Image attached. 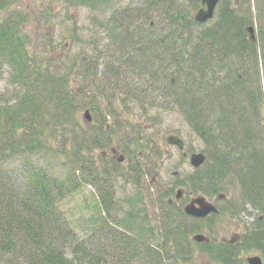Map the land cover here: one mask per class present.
<instances>
[{"label":"trees","instance_id":"16d2710c","mask_svg":"<svg viewBox=\"0 0 264 264\" xmlns=\"http://www.w3.org/2000/svg\"><path fill=\"white\" fill-rule=\"evenodd\" d=\"M115 1L69 0L65 6L97 19L88 39L74 30L68 44L91 55L66 60L53 41L48 55L36 52L27 14L0 0V65L8 67L11 86L0 105V264H188L197 253L242 264V251L264 254V36L254 40L249 33L254 19L247 0L239 7L232 6L238 0H221L216 21L206 26L194 19L200 0H133L124 8ZM132 105L185 119L207 161L176 188L211 197L238 190L231 217L247 205L259 214L240 243L194 244L198 233L213 238V220L227 211L188 219L166 202L174 188L157 192L161 214L152 218L144 181L161 154L155 135L132 125ZM87 111L96 116L89 127L80 120ZM114 133L131 141L127 151L119 147L128 169L103 162ZM49 154L65 157V174L24 162ZM118 181L134 192L117 195ZM85 186L96 189L95 210L77 230L61 205Z\"/></svg>","mask_w":264,"mask_h":264},{"label":"rangeland","instance_id":"374dc122","mask_svg":"<svg viewBox=\"0 0 264 264\" xmlns=\"http://www.w3.org/2000/svg\"><path fill=\"white\" fill-rule=\"evenodd\" d=\"M15 2L14 9L17 12L25 13L27 16L26 19V34L32 39L35 44L39 47H35L36 52L45 51L48 55L50 50V43H54V47H57L55 54L60 57L62 54H65L66 60L67 57L75 58L81 53L85 54V57L91 55V50L82 51L80 45H74V47H68L70 42L71 34H75L74 30L78 32V37L83 39L89 37V35L94 30V26L97 19L96 15L91 14L85 8H69L65 5L69 4V0H10ZM185 4L189 0H183ZM235 2V1H234ZM264 0H247L248 6L251 9L253 14L254 27L256 32V38L260 37L261 32L263 31L264 36V14L262 9V3ZM115 3L120 6V8L132 6L133 0H117ZM114 8V7H113ZM200 8V7H199ZM199 10V9H198ZM197 10V11H198ZM263 12V14H262ZM101 14L99 13V17ZM217 17L214 21H216ZM100 36L99 38L104 39L105 33L102 28H99ZM262 36V37H263ZM259 39V38H258ZM42 43V44H41ZM67 46L68 48H64ZM48 48V49H46ZM33 53L34 50L32 49ZM111 53L106 52V56L110 57ZM56 58V57H55ZM104 64L101 63L99 72L103 71ZM9 80V69L6 65H0V105L5 101L11 90ZM76 90L79 89V85L75 86ZM133 116L131 117V123L133 122L134 126L141 127L142 134H152L155 135L157 143H159V150L157 154H161L159 157V167L156 171L151 172V176L146 175L144 186L147 190V199L150 202V215L153 219L160 215L161 203L157 198V192H168L173 187L176 186L177 182L183 178H186L192 171L193 168L190 165L188 158H183V154L175 147L168 145L166 138L169 135H175L180 137L185 142L187 151L190 152V149L193 150V153H199L203 150V144L201 140L194 135L191 128L187 125L185 119L179 115L177 112L166 111L163 109H152L149 111V114L143 113L138 109L136 105L130 107ZM92 113V112H91ZM83 114L81 113V123L83 124ZM94 120L96 116L92 113ZM120 122V121H119ZM118 123V122H117ZM131 123H129L131 125ZM125 123L123 122V125ZM128 124V125H129ZM112 125V124H111ZM113 142L111 147L117 146L122 147L126 151L131 146V141L126 143V140L121 136L113 134ZM134 146V145H133ZM132 146V147H133ZM110 148V147H109ZM108 148V149H109ZM122 148H119L120 151ZM107 149V150H108ZM105 152V151H104ZM123 153V152H120ZM191 154V153H190ZM97 155V154H96ZM100 155V154H99ZM111 159V155L108 158ZM29 160L30 163H34L39 168H45L56 175L65 174L69 168L66 165L65 157L55 156L54 154H49L48 156H36V157H26L24 162ZM21 161H17L12 164V168L20 166ZM124 170L129 168V163L123 165ZM156 173V175H155ZM117 186V195L125 196L127 193L132 194L134 188L131 186L124 185L123 181H118ZM146 185L150 187L146 188ZM161 189V190H159ZM179 188L177 187L175 191ZM237 194L229 195L230 199H239ZM97 192L93 187H83L81 191L75 192L71 197L67 198L61 205V210L68 216V218L73 222L74 227L77 230L85 228L87 221L93 218L95 208L93 205L96 202ZM210 202H214L215 197L209 198ZM221 205V204H220ZM259 217V214L256 211H251L249 208L238 215L237 217H231L230 214L225 213L220 216L219 219L213 220V238L221 240L222 238L231 239L234 235L241 236L245 233L246 228L256 227V220ZM82 220V221H80ZM80 221V222H79ZM89 224V223H88ZM87 224V225H88ZM90 225V224H89ZM91 226V225H90ZM207 235V232H204ZM79 238H84L86 234L80 231L78 234ZM246 257H251L253 255H258L255 251H250L245 254ZM203 260L197 258L195 264H201Z\"/></svg>","mask_w":264,"mask_h":264},{"label":"water","instance_id":"95a60500","mask_svg":"<svg viewBox=\"0 0 264 264\" xmlns=\"http://www.w3.org/2000/svg\"><path fill=\"white\" fill-rule=\"evenodd\" d=\"M220 0H201L202 8H200L199 12L195 16V21L198 24H205L208 21L212 20L214 18V12L215 8H217ZM253 33V31L251 30ZM254 37V35H253ZM252 37V38H253ZM254 39V38H253ZM90 112H86L84 115V119L87 123V125L92 123ZM167 143L172 146L176 147L181 151H184L185 144L184 141L178 137V136H168ZM112 154L116 155V150H112ZM187 157V156H186ZM120 164H122L125 160V157L120 155L117 159ZM207 161V157L203 153H196L192 154L190 157V164L194 170H198L201 167L204 166V164ZM183 190H179L177 192V199H180L182 197ZM224 198L223 196L221 197ZM184 213L187 217H192L196 219H205L208 216L211 215H217L219 214L218 209L209 203L206 198L200 196L197 199L193 200L190 205H188L186 208H184ZM197 244H205L208 243L209 240L207 237L203 234H197L192 237V239ZM223 242L226 244H234L237 242V238L233 237L231 240L227 241L226 239H223ZM249 264H262V261L259 258H254L248 260Z\"/></svg>","mask_w":264,"mask_h":264},{"label":"flooded vegetation","instance_id":"af4514ba","mask_svg":"<svg viewBox=\"0 0 264 264\" xmlns=\"http://www.w3.org/2000/svg\"><path fill=\"white\" fill-rule=\"evenodd\" d=\"M231 8H233V7H231ZM92 124L93 123H91V125ZM107 149L104 150L105 152L104 151L102 152V158H103V162L104 163L116 162V163L120 164L119 161L117 160L118 157H119V155H123L125 158L127 157L126 152L125 153L124 152L123 153H120L121 151H120L119 147H117V146H113V147L110 146V148L108 150ZM113 149L116 150V152H117L116 155L112 154V150ZM180 152L183 154V156H182L183 158H185V159L188 158L189 159L190 154L188 153L187 149L185 151H180ZM110 155H111V159L109 160L108 158H109ZM125 163H126V159H125V162L123 164H125ZM148 169L151 170V172L156 171V169L153 170L151 166ZM155 175H156V173H155ZM183 179H181V180H183ZM181 180H179V181H181ZM129 186H131V185H129ZM147 187H150L151 188L150 185H146V188ZM173 188H174V193H173L172 196H170L169 198H167L166 202L168 203L169 206H174L175 205L177 208L178 207H181L180 209H182L183 213H184V208H186L188 205H190L192 203L193 200L197 199L200 196L206 198L209 203H211L212 205H214L218 209L219 214H220V210H225V211H227V213H229L230 210H231V208H232V204L230 202H234V201L235 202H238V201L241 200L240 195H239V191L238 190H235V188H233V187H229V192L220 193L219 195L214 196L215 197L214 198L215 199L214 202H210L207 195H204V194H201V193H199V194L188 193L187 190H186V188H183L182 186H178L179 189L177 191H175L176 186L173 187ZM179 190H183V194H182V197L180 199H177V192ZM235 194H237L236 196H239V199L238 200H236V199H230L229 195H233L234 196ZM222 196L224 197L223 199L221 198ZM210 199H213V198H210ZM228 202L230 203V205L228 204ZM245 208L246 209L247 208L251 209V207L249 205H247ZM251 211L254 212V210H252V209H251ZM211 216H213V215H211ZM211 216H208L205 219H196V218H192V217H188V219H195V220H199V221H207L208 218L211 217ZM214 216H217V215H214ZM259 220L261 222H263L264 221V218L260 217ZM246 229H251V228H246ZM198 234H203V235H205L207 237V239L209 240V242L208 243H205V244H210V243L220 244L221 243V244H225V245H228V246H231L232 247V246H235L238 243H240L241 240H242L241 239V236L234 235V237L237 238V242L231 245V244H226V243L223 242V239H226V238H222L221 240H218L216 238H209L204 233H198ZM195 235H197V234H195ZM226 240L229 241L231 239H226ZM192 242L194 244L198 245V246L199 245H203V244H197L193 240H192ZM247 252H250V251H242L241 252L240 258L242 260V264H249L248 260L249 259H253V257L254 258H259L262 261V264H264V254H262L261 252L255 251V253H257L258 255H253L251 257H246L245 254H247ZM194 258L195 259H193V261H191L188 264H195V260L197 258H201L203 260V262L201 264H219V263H215V262H212V261L208 260L209 259L208 256H204V255H201V254H198V253L195 255Z\"/></svg>","mask_w":264,"mask_h":264}]
</instances>
